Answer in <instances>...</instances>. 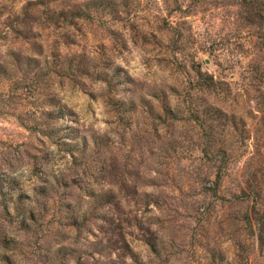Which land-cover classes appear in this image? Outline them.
Segmentation results:
<instances>
[{"label":"rangeland","instance_id":"374dc122","mask_svg":"<svg viewBox=\"0 0 264 264\" xmlns=\"http://www.w3.org/2000/svg\"><path fill=\"white\" fill-rule=\"evenodd\" d=\"M0 264H264V0H0Z\"/></svg>","mask_w":264,"mask_h":264},{"label":"trees","instance_id":"16d2710c","mask_svg":"<svg viewBox=\"0 0 264 264\" xmlns=\"http://www.w3.org/2000/svg\"><path fill=\"white\" fill-rule=\"evenodd\" d=\"M233 122H235V120H232V123H233ZM108 198H109V197H108ZM111 198H112V197H111ZM108 201H109V199H108Z\"/></svg>","mask_w":264,"mask_h":264}]
</instances>
